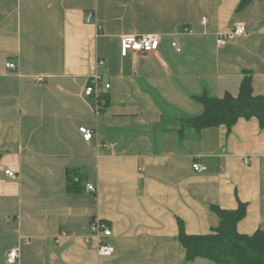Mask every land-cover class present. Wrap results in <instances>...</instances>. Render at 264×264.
<instances>
[{
	"label": "crops",
	"instance_id": "crops-1",
	"mask_svg": "<svg viewBox=\"0 0 264 264\" xmlns=\"http://www.w3.org/2000/svg\"><path fill=\"white\" fill-rule=\"evenodd\" d=\"M241 1L0 0V264L13 247L15 264H218L185 263L178 240L180 221L188 234L219 225L212 205L246 203L239 232L264 231L259 120L179 132L200 96L238 95L248 71L264 95V0ZM236 26L246 34L220 46ZM126 34L160 47L122 54ZM96 71L111 85L100 98L85 95ZM94 218L112 229L110 256Z\"/></svg>",
	"mask_w": 264,
	"mask_h": 264
},
{
	"label": "trees",
	"instance_id": "trees-1",
	"mask_svg": "<svg viewBox=\"0 0 264 264\" xmlns=\"http://www.w3.org/2000/svg\"><path fill=\"white\" fill-rule=\"evenodd\" d=\"M255 0H242L240 8ZM204 110L201 114L180 120L179 132L193 128L201 132L208 127L226 125L229 128L240 118L256 117L264 128V95L256 94L251 73L244 76L238 95L226 93L223 97L203 94L199 97ZM70 191H77L71 179ZM219 216V225L207 234H188L183 221L179 222L178 240L185 251V263L205 258L218 264H264V231L252 234L239 232L238 223L247 212V204L239 202L234 210L211 206Z\"/></svg>",
	"mask_w": 264,
	"mask_h": 264
},
{
	"label": "built area",
	"instance_id": "built-area-1",
	"mask_svg": "<svg viewBox=\"0 0 264 264\" xmlns=\"http://www.w3.org/2000/svg\"><path fill=\"white\" fill-rule=\"evenodd\" d=\"M90 19L91 15L88 17V20ZM202 23L206 24L207 19L203 18ZM244 34H246V28L244 26H236L229 32L219 35L218 44L220 46H224L229 41L243 36ZM174 46L177 47L176 44H174ZM159 47L160 37L155 34H126L121 36L122 54H126L130 51L134 53H151L158 50ZM177 49L179 48L177 47ZM106 63V59L100 57L97 62V67H103L106 65ZM7 67L13 70L17 69V65L13 62L7 63ZM39 81H43V78H39ZM110 86L111 85L109 83L103 85L102 76L99 74L98 71H96V73L92 75L90 83L86 86L85 95L96 96L100 98L104 93H107ZM80 131L86 141H90L95 134L92 129L87 127H80ZM248 161L249 159L246 160V162ZM193 167L196 172H204L207 170L206 166L198 162L194 163ZM5 173L8 177L12 179L18 177V175L11 170H6ZM88 189L95 190L93 185H88ZM62 235L67 236L68 233L66 231H63ZM91 235L97 238L99 241L98 253L100 256L107 257L113 253L114 247L110 243L104 241V237H109L112 235V229L106 223L102 222L98 218H94L91 223ZM20 256V248L13 247L8 251L6 260L10 264H15L19 261Z\"/></svg>",
	"mask_w": 264,
	"mask_h": 264
}]
</instances>
